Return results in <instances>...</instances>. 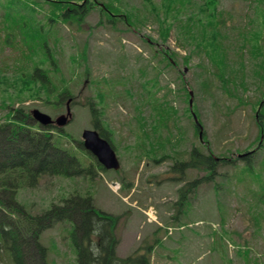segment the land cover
<instances>
[{"label":"rangeland","instance_id":"rangeland-1","mask_svg":"<svg viewBox=\"0 0 264 264\" xmlns=\"http://www.w3.org/2000/svg\"><path fill=\"white\" fill-rule=\"evenodd\" d=\"M144 1L124 0V3L141 7ZM151 1L160 8L168 0ZM173 1L175 7L180 0ZM189 1L205 9L228 12L234 16L244 15L247 11L255 17L258 8L261 13L264 12V0ZM249 1L252 4L246 5ZM254 1L258 4H253ZM32 2L46 6L33 11L34 18L41 23L44 13L67 6L61 0H30L26 6L30 8ZM13 7L16 13L26 10L29 14L28 8ZM92 10L79 29L71 31L74 39L68 33L67 25L58 23L61 41L59 54L57 52L55 56L57 68L68 77L72 70L69 56L76 55L80 50L78 56H81L85 43V65L90 71V78L96 79L95 83L91 82L82 72L83 77H75L69 82L70 95L62 93L60 96L56 89L44 85V78L39 77L41 72L34 74V66L42 64V69L54 68L42 63L41 52L36 53L24 72L16 67L17 62L13 66L14 60L20 58L19 51L11 46H3V50L0 47V125L22 123L12 119L17 110H21L25 117L33 110H39L56 119L65 115L66 102L71 98V120L63 128L55 127L53 132L74 137L76 142L72 143V148L79 153L78 159L83 160V167L89 168L77 177L44 178L37 188L22 190L18 194L19 204L36 215L64 205V201L72 196L90 195L98 212L115 217L112 231L111 226L108 230L117 240V256L123 259L140 249V253L150 256V264H264V175L256 170L253 173L245 172L244 168L238 170L246 163L259 169V162L264 158V136L261 135L263 141L259 146L256 138L259 117L256 120L252 106L240 105L236 99L226 98L216 89L211 95H205L202 92L203 74L198 69L201 60L192 54L190 65L181 63L186 53L176 47L173 30L166 41L158 35V25L154 23L136 33L127 30L121 23L115 30L108 25H99V11L96 8ZM204 12L212 16L216 14L213 10ZM0 13L3 14V10ZM36 28L29 26L27 30L35 31ZM147 37L156 41L162 48L160 50L175 53L172 57L177 65H171L163 75L151 58L157 45L151 46L146 42ZM1 55L8 57L2 59ZM120 55L124 56L123 60ZM157 58L163 63L160 54ZM148 59L152 68L146 79L141 78V71L148 69V63L145 64ZM5 64L9 68L3 69ZM106 82L111 83L105 85ZM141 82L143 87L139 85ZM96 86H106L104 89L107 94L111 92V99L108 94L105 101H100ZM250 87L246 95L259 97L260 88L256 84ZM164 95H167L166 100L162 99ZM155 97L174 118L169 125L172 137L174 135L173 143L182 137L181 133L184 134V139L177 144L178 153L199 147L194 135V122L188 112L193 107L197 110L204 137L213 155L230 156L239 168L230 165L221 168L213 181L196 183L184 192L185 197L181 199L180 188L202 178L205 173L195 169L179 173L172 168L173 160L158 158L155 160L159 163L151 161L159 157L162 148L160 139L153 138L155 132L157 135L159 130L164 135L168 133L162 131V123H156ZM89 104L95 111L94 116ZM94 120L98 123L96 129ZM28 123L36 124L33 120ZM84 130H97L105 135L119 159V171L100 170V164L97 165L93 157L82 150L83 147L80 149L78 143L82 142ZM46 132L49 133L48 130ZM154 142L156 153L152 148ZM145 145L148 148L146 151ZM201 150L208 153L205 147ZM248 151L255 152L250 161L238 157ZM169 154L174 155V151L169 150ZM182 158L187 160L188 156ZM235 170L238 172L232 175ZM261 170L264 167L261 166ZM113 182L119 184L121 189L118 192L110 189ZM216 185L219 192L214 189ZM180 199L184 202L178 205ZM149 208L155 212V220L148 217ZM77 227L73 218L64 217L42 233L40 243L46 248L47 264H75L80 242L86 244L77 233ZM90 236L92 240L100 241L99 232H91Z\"/></svg>","mask_w":264,"mask_h":264},{"label":"trees","instance_id":"trees-1","mask_svg":"<svg viewBox=\"0 0 264 264\" xmlns=\"http://www.w3.org/2000/svg\"><path fill=\"white\" fill-rule=\"evenodd\" d=\"M28 1L30 0H0V11L3 10V14L0 13V47L3 50V46H11L19 51L20 58L14 60L13 66L17 62L16 67L23 69L24 72L28 69L32 58L37 55L36 53L41 52L42 63L54 68L42 69V64L34 66V74L41 72L39 77L44 78V85L56 89L60 96L63 95L62 93L70 95L69 82L74 81L75 77L90 78V71L85 65L87 61L85 43H83L81 56H78L81 50L76 55L70 54L72 70L69 71L68 77L60 68H57L58 63L55 56L57 52L59 54L61 41L58 23L67 25L70 31L68 33L74 39L75 36L71 34V31L78 30L85 18L93 11L92 9L96 8L100 15L98 24L111 26L115 30H118L117 26L121 23L126 26L127 30L136 33L141 31V28L154 23L158 25V35L164 41L168 39L173 30L176 47L186 53L181 63L190 65L192 54H196L201 60L198 69L203 74L201 75L202 92L205 95H211L213 89H216L221 91L226 98L228 96L236 99L240 105H251L256 113V120L259 117V133L256 138L260 142L261 135L264 136V12L261 13L260 8L254 17L250 16L247 11L241 16H234L228 12L220 13L219 10L205 9L189 0H180L175 7L174 1L168 0L160 8L151 0H147L149 2L145 0L141 7L124 3V0H61L67 6L54 10L55 12L51 9L48 14L44 13L41 23L34 18L33 11L34 8L45 9L46 6L43 3L32 2L31 7L28 8L26 6ZM250 4L252 1L246 5ZM215 5L212 7L216 8ZM13 6L28 8L29 14L26 10L16 13ZM205 10H213L216 14L212 16L204 12ZM29 26L37 28L35 31H28ZM147 38L146 42L151 46L157 45L151 58L157 63L156 69L161 68L162 75L170 70L171 65H177L172 57L175 53L160 50L162 48L158 47L156 41ZM159 54L165 60L163 63L157 58ZM7 57L1 55L2 59ZM120 59L123 60L124 56ZM147 63L148 69L141 71L143 74L141 78L146 79L152 68L149 59L146 60L145 64ZM4 68H9V66L5 64ZM90 81L95 83L96 79L90 78ZM110 83L106 82L105 85ZM254 84L260 88L259 97L246 95L251 90L250 86ZM139 85L143 87L142 82ZM105 87H97V96L100 101H105L108 94L111 99V92L107 94ZM155 98L153 103L158 118L156 123H162V131L166 130L168 133L164 135L159 129L158 135L155 132L153 138L160 139L159 143L162 142V148L159 151V157L151 161L159 163L155 160L158 158L173 160L172 168L178 170L179 173L194 169L205 173L202 178L188 182L180 188L181 199L185 197L184 192L196 183L213 181L221 168L227 165L235 169L239 168L230 156L213 155L214 152L204 137L205 132H202L200 140V130L195 123H193L194 135L199 142V147L195 146L191 150L178 153L177 144L184 139V134L181 133L182 137L176 140L175 144L173 143L174 135L172 137L169 125L174 118L168 114L164 105H160L158 98ZM162 99L166 100L167 95H164ZM89 105L90 112L94 116L95 111L91 108L92 104ZM188 112L191 117L192 112L200 123L197 110L192 107V111L189 108ZM13 118L22 123L0 125V264H47L45 261L47 251L40 243V236L52 228L56 222L64 220V217H71L75 220L78 226L77 233L82 238L80 239L86 241L84 245L82 241L80 242L75 264H150V256L140 253V249L124 259L117 256V240L108 230L111 226L112 231L115 217L98 212L93 206L90 195L87 197L72 196L64 201V205L54 206L36 215L31 214L19 204L18 194L22 190L37 188L44 178L77 177L88 169L83 167L80 163L82 160L78 159L79 153H75V148H72V143L76 142L74 137L61 132L54 133L53 131L56 130L54 127L44 129L37 124L23 123L31 117L30 115L25 117L21 110L15 111ZM93 126L95 129L98 127L96 120L93 121ZM47 130L49 133L46 132ZM99 133L105 138L102 132L99 131ZM145 137L147 138L146 135ZM78 144L82 149V143ZM203 147L208 151L207 154L201 150ZM152 148L155 152L156 142ZM144 150H148L146 145ZM169 150L174 151V155L169 154ZM253 153L241 159L250 161ZM185 155L188 156L187 160L182 158ZM261 166L264 167V158L259 162V169L246 163L238 170L244 168L245 172L250 173L256 170L260 172V175L263 172V176L264 170H261ZM238 170H235L232 175ZM214 189L219 192L217 185ZM181 199L178 205L184 202ZM95 231L99 232V242L92 240L90 236L91 232Z\"/></svg>","mask_w":264,"mask_h":264},{"label":"water","instance_id":"water-1","mask_svg":"<svg viewBox=\"0 0 264 264\" xmlns=\"http://www.w3.org/2000/svg\"><path fill=\"white\" fill-rule=\"evenodd\" d=\"M191 105V101H190ZM33 120L38 122L43 127H48L55 124L57 127H64L68 120L71 118L69 107H67L66 116H60L55 121L50 116L38 111H32ZM194 121L197 123V119L194 116ZM201 137V133H200ZM83 146L86 151L94 155L98 162L104 166L105 169L118 170L119 162L109 142L100 137L99 133L95 130H84L82 133Z\"/></svg>","mask_w":264,"mask_h":264},{"label":"flooded vegetation","instance_id":"flooded-vegetation-1","mask_svg":"<svg viewBox=\"0 0 264 264\" xmlns=\"http://www.w3.org/2000/svg\"><path fill=\"white\" fill-rule=\"evenodd\" d=\"M31 120H32V118H30V120H28V122L31 121ZM28 122H26V123H28ZM94 160H95V159H94ZM95 162H96V161H95ZM96 163H97V162H96ZM97 165H98V164H97ZM103 170H104V168H103Z\"/></svg>","mask_w":264,"mask_h":264}]
</instances>
